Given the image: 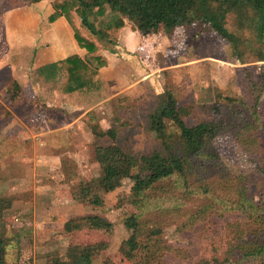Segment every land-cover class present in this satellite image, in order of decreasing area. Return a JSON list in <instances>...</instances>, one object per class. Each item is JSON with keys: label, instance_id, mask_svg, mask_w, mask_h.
Wrapping results in <instances>:
<instances>
[{"label": "rangeland", "instance_id": "obj_1", "mask_svg": "<svg viewBox=\"0 0 264 264\" xmlns=\"http://www.w3.org/2000/svg\"><path fill=\"white\" fill-rule=\"evenodd\" d=\"M46 2L26 5L23 0H0V196L13 198L0 221L3 261L46 264L52 257H63L68 246L102 242L104 250L93 258V264H103L105 259L130 264L119 247L128 237L123 219L134 209L117 205V201L128 193L131 182L123 180L109 193L100 191L101 205L97 207L76 202L70 194L74 185L100 176L95 148L111 141L96 137L95 131L116 128V143L134 156L161 147L158 138L147 130V115L163 89V70L172 71L167 81L175 84L178 104L189 108L184 119L188 126L211 120L210 108L217 94L240 97L253 112L251 81L259 79L264 64L256 59L264 53V34L259 39L251 10L232 4L234 10L225 15L224 23L240 40V59L226 40L200 23L174 29L158 44L151 40L153 35L143 37L135 31L141 38L131 56L142 69L135 70L139 67L134 61L121 64L115 67L121 81L103 79L94 94L85 92L72 99L73 93L66 99L60 77L45 81L36 71L39 39L51 30L52 22L45 17L47 8L37 6ZM33 18L38 19L36 24ZM150 49L155 51L148 52ZM13 82L20 86L14 101ZM68 101L78 107L65 108ZM259 113L264 115V104ZM243 115L240 123L252 120L247 111ZM262 121L258 138L264 148V116ZM213 145L230 173L251 177L249 194L256 204L264 205V178L252 175L255 164L249 162L237 140L223 133ZM79 215L100 216L111 229L65 232L64 224ZM236 219L240 218L210 216L188 230L177 222L165 223L161 238L167 248L164 264H197L211 258L231 264L227 243Z\"/></svg>", "mask_w": 264, "mask_h": 264}, {"label": "trees", "instance_id": "obj_2", "mask_svg": "<svg viewBox=\"0 0 264 264\" xmlns=\"http://www.w3.org/2000/svg\"><path fill=\"white\" fill-rule=\"evenodd\" d=\"M42 0H23L30 5ZM49 22L63 17L69 25L77 46L85 51L83 58L71 55L36 69L45 81L62 79V92L69 94L98 87L99 70L108 66L102 52H115L118 31L127 20L140 36L171 33L174 29L200 23L222 40H226L237 58L239 38L225 28V15L236 7L251 10L255 15V30L264 34V0H50ZM230 4L234 8H230ZM216 6L217 8H214ZM106 18V21L104 19ZM99 20L96 25L95 21ZM264 61V53L256 56ZM150 70L155 66H148ZM165 82L156 97L154 109L147 115V130L158 138L161 147L148 154L134 156L116 143V128L95 131V136L107 137L111 143L96 146L95 158L100 176L71 187L72 199L92 206L101 205L98 193H109L129 180L128 193L121 195L117 205H130L134 212L123 219L128 237L119 253L130 264H164L167 250L161 241L163 225L177 222L181 229H192L210 216L222 218L236 215L232 239L227 243L231 264H264V205L256 204L249 194L252 179L228 171L213 145L216 137L230 133L255 164L252 175L264 178V148L258 129L263 122L260 114L264 104V64L259 79L252 78L253 106L249 112L245 102L236 96L216 95L210 110L211 120H200L188 126L184 119L189 108L178 104L175 84L167 81L171 70H163ZM14 93L20 86L13 82ZM262 100V101H261ZM252 120L240 123L243 112ZM239 114L242 118L239 119ZM250 129L251 132L244 133ZM69 189V191H70ZM13 198L0 196V221ZM111 224L97 215H84L64 224L67 233L82 230H104ZM105 243L71 245L63 257H52L46 264H93V258L104 250ZM4 249L0 242V264ZM228 260V259H226ZM226 260L224 262H226ZM103 264H116L109 259ZM197 264H221L216 258Z\"/></svg>", "mask_w": 264, "mask_h": 264}, {"label": "crops", "instance_id": "obj_3", "mask_svg": "<svg viewBox=\"0 0 264 264\" xmlns=\"http://www.w3.org/2000/svg\"><path fill=\"white\" fill-rule=\"evenodd\" d=\"M46 1L44 0V2ZM39 5L42 6V8H47L46 9L47 13L45 17H46V21L49 23L48 18L52 13L50 0L47 1L46 3L38 4L37 5L38 8ZM33 20L35 21V24L38 21V19H34V18ZM124 22H125L124 27L118 31L117 45L115 47L116 52L114 54H111L106 51L102 52V54L108 60V66L101 68L99 70L100 73L99 81H102L103 79L121 81V74H119L118 69L115 67L121 64L123 66L130 65L131 61H134V63L137 64L139 67V68H135V70L142 69V65L136 63V60L131 56V54L135 52L136 49L138 48L139 40L141 37L131 29V25L129 24L128 21L124 20ZM43 34L44 35L41 36L39 39L40 45H39V51L37 52L36 68L52 62H57L71 55H78L79 57L83 58L85 51L77 46L75 40L73 39L72 31L63 17H58L57 19H55L51 23V30L48 29ZM167 36H169V33L160 31L156 35H153L151 40H154L155 41L154 43L158 44L160 40L165 39ZM154 51L150 49L148 52L153 53ZM146 75H148V73H146ZM95 89L73 92L76 95L73 96L72 99L80 94H86L85 92H90L91 94H94ZM73 93L64 94V95L67 99L69 97L68 95H71ZM70 104H71L70 101H68L67 105H65V108H68L69 110H75L74 108L78 107V105L74 104V106H70Z\"/></svg>", "mask_w": 264, "mask_h": 264}]
</instances>
